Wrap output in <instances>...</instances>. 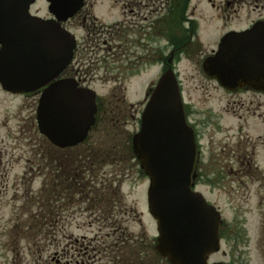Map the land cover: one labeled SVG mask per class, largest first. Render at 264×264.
Wrapping results in <instances>:
<instances>
[{
	"label": "water",
	"instance_id": "water-1",
	"mask_svg": "<svg viewBox=\"0 0 264 264\" xmlns=\"http://www.w3.org/2000/svg\"><path fill=\"white\" fill-rule=\"evenodd\" d=\"M53 18L31 13L36 0H0V83L12 93L45 88L37 120L42 134L59 147L82 143L95 125L96 92L74 79H59L71 63L77 40L63 22L84 0H47ZM204 68L232 89L264 90V22L229 34ZM133 152L149 177V212L159 232L157 252L171 264L210 263L221 247L220 211L193 189L197 143L188 123L178 79L169 69L158 81L134 134Z\"/></svg>",
	"mask_w": 264,
	"mask_h": 264
},
{
	"label": "rangeland",
	"instance_id": "rangeland-1",
	"mask_svg": "<svg viewBox=\"0 0 264 264\" xmlns=\"http://www.w3.org/2000/svg\"><path fill=\"white\" fill-rule=\"evenodd\" d=\"M89 1L92 2L93 0ZM32 11L42 16H50L46 0H38L32 6ZM93 11L106 24H112L125 18L120 8L116 7L112 0H98ZM204 11L208 12L206 9ZM209 14V18L216 24L214 16ZM246 21L247 19L235 20L232 23L244 24ZM202 25H204V36H206V29L208 33L213 30L212 27H206L204 21H202ZM69 26L79 40H84L86 28L79 20L73 21ZM119 65L114 69L108 62H101L97 66L96 73L97 76L106 78L99 79L100 83H96L95 89L99 93L100 102L104 103L103 108L111 102L114 104L121 103L120 97L124 93V88L126 89L127 103L139 104L134 109L126 108L123 111L125 120L122 118L121 122L126 121V124L122 133L125 136H130L140 128L139 118L142 112L140 107L142 102L140 101L144 99L150 83H154L159 77L160 70L158 66H150L144 69L139 77L129 78L125 66ZM177 66L185 102L198 118L213 119L214 117L209 118V109L215 110V108L224 106L229 101L234 106L235 102L240 104L241 101L247 100L248 102L253 98L249 95L232 96L218 87L216 88V83L205 75L201 63L186 60ZM116 78H118V82L114 81ZM114 87H116L117 94L112 98L111 93ZM263 101L264 98L261 102ZM38 102L39 95L12 96L0 87V137L5 138V141L1 143L2 146L0 145V151L2 150L7 174L6 182L0 180V264H46L55 251L56 245L52 243V237L50 235L48 237V233L52 232L49 215L50 204L47 202V195L42 194L41 191L45 183L50 181V175H48L49 170L40 166L39 160L40 149L45 145V141L36 122ZM250 106L258 109V112L264 115V106L259 108L257 102ZM246 109L247 107L242 110H235L238 114H245ZM32 116L33 125L30 124ZM230 119L235 123H231ZM237 120V118L226 116L222 123L226 127H233L237 130ZM256 121L258 130H246L247 135L253 139L264 133L262 120L256 119ZM21 128L27 133L24 138H20L19 131ZM16 137L17 139H14ZM117 140L121 142L123 138L119 135L105 137L102 133H95L92 142L95 145H98L99 142L111 145ZM126 154L128 152L123 149L122 155L115 163L106 165L96 177L92 178L88 175V179H93L95 183L92 185L97 186L96 188L100 190L117 189L116 186L121 185L122 192L118 195L112 191L100 195L104 205L108 208L104 209L103 206L99 205L100 210L91 196H86V199H90L89 202L88 200L82 202L78 196L72 203L67 202V200L62 202L63 211L60 212V222L55 226L58 232L99 238L97 243L91 239L89 264H97L101 256L104 260L108 259L111 253L115 252L111 251L116 245V239L120 233H123L122 230L138 236L146 232L149 239L157 231L156 223L148 210L147 191L149 182L139 172L138 161L135 158L131 161ZM261 156L264 157L263 154ZM261 161L264 163V159L261 158ZM30 171L33 173L32 186L30 185ZM0 172V175L5 174L4 167L1 168ZM200 189L210 200L217 201L227 221L231 224V229L239 231L238 239L234 240V247L232 246L234 257L232 254L226 257L220 253L216 259H233L234 264H264V225H262L264 203L259 204L260 197L255 191L257 189L260 195H264V187L260 188L259 182L256 181L249 189H240L239 192H237L236 186L232 189L228 183H226L225 194L223 188L211 192L210 187L202 185ZM100 190L98 191L100 192ZM113 232L116 234L113 235ZM60 241L66 243L64 238ZM97 246L107 247V251L99 252L97 250L93 252L92 250ZM223 250L230 252L225 242L223 243ZM96 253L100 255L95 257ZM104 260L103 263H105Z\"/></svg>",
	"mask_w": 264,
	"mask_h": 264
},
{
	"label": "flooded vegetation",
	"instance_id": "flooded-vegetation-1",
	"mask_svg": "<svg viewBox=\"0 0 264 264\" xmlns=\"http://www.w3.org/2000/svg\"><path fill=\"white\" fill-rule=\"evenodd\" d=\"M112 1L122 11L124 19L106 24L93 11L98 0L92 2L85 0V7L74 18L65 23V26L71 29L70 23L79 20L86 28V35L82 40L84 42L78 39L73 63L64 71L63 78H72L77 80L82 87L94 88L99 79L106 78L99 77L96 73L97 66L101 62H108L114 69L118 64H120L119 66L124 65L129 78L138 75L150 65L158 66L160 75L170 67L178 75L177 65L182 61L187 60L203 64L205 60L214 55L229 32L249 30L258 21H264V0ZM203 8L208 12H205ZM209 13L216 19V24L209 18ZM245 19L247 21L244 24L232 23L235 20L243 21ZM202 21L205 22L206 27L213 29L210 33L206 29V36L203 34L204 25H202ZM210 80L216 83V88L218 87L232 96L249 95L253 98L248 102L247 100L241 101L240 104L235 102L234 106L229 101L224 106L215 108V110L209 109V118L214 117L213 119L198 118L190 108L188 109L198 143L195 189L201 191L200 186L205 185L211 188V192L223 188L225 194L226 183L232 189L236 186V190L239 192L240 189H249L256 181L259 182L260 188L264 187V163L261 161V158L264 159L261 156L264 155V133L259 134L256 139L246 133L247 129L258 130L257 121L259 120L256 121V119L262 120L264 125V115L258 112V109L250 106L255 102L259 108L264 106V101L261 102L264 98V90H257L251 86L229 90L216 79L210 78ZM114 81L118 82V78ZM123 91L122 104H110L104 110L105 113L111 115L116 112L119 118L122 117L119 112H122L123 108H127L125 103L126 89L124 88ZM6 93L12 96H33V93L24 95ZM246 104L248 105L246 106ZM143 106L144 104H141L140 107ZM246 107L245 114H238L235 110H242ZM226 116L238 119L237 130L233 127L224 126L222 120ZM229 121L235 123L231 119ZM30 124L33 125V116ZM19 132L20 138L27 136L23 128ZM4 139V137H0V145L5 141ZM0 164V170L3 167L5 170V174L0 175V180L6 182L7 174L2 150L0 151ZM48 175H50L51 181L47 186L50 203V228L52 229V232L48 233V237L49 235L52 237V243L56 246L46 264H89L91 239L97 243L99 238H88L86 235L75 236L74 233H61L56 230L55 226L60 222V212L63 211L62 202L67 200V202L72 203L76 196L80 197L82 202L85 200L89 202L88 197H98V192H93L90 187L85 192V187L76 186L75 189L72 185L58 183L60 178L63 180L69 178L68 171L65 169L59 170L51 166ZM29 176L32 186V171L29 172ZM255 191L260 197L259 204L262 205L264 195H260L257 189ZM207 199L221 209L217 201H212L208 197ZM231 201L234 203L233 200ZM94 203L100 208L99 199H94ZM262 225H264V221ZM122 232L116 239V245L111 251L115 252L111 253L110 257L105 260L101 256L97 264L167 263L158 254H155V237L149 239L146 232L139 236L134 233H127L125 230ZM113 233V235L116 234V232ZM237 234L239 231L232 230L228 221L222 224V240L227 243L231 252L222 250L224 256L233 255L232 248L235 244L234 240L238 239ZM63 238L66 243L60 241ZM97 250L99 252L105 250L106 252L107 247L97 246L92 251L96 252ZM98 255L100 254L96 253L95 257ZM217 260L225 259L219 258ZM225 261L234 264L233 259Z\"/></svg>",
	"mask_w": 264,
	"mask_h": 264
},
{
	"label": "trees",
	"instance_id": "trees-1",
	"mask_svg": "<svg viewBox=\"0 0 264 264\" xmlns=\"http://www.w3.org/2000/svg\"><path fill=\"white\" fill-rule=\"evenodd\" d=\"M122 129L119 116H117L116 112L111 115L108 113H102L98 116L96 126L89 139L81 146L62 150L54 147L44 137H42L44 138L45 145L40 149L39 153V160L41 162L40 166L45 169L52 166L59 170H67L69 180H63L60 178L58 181L60 184L67 183L72 185L75 189L77 188L76 186L82 187L83 185H89L92 181L86 180L87 174L95 176L97 172L103 169L106 165L115 163L122 155L123 149L127 151L128 143H130L129 137L122 133ZM95 133H102L105 137L119 135L123 138V141L120 142L117 140L111 145H105L104 143L99 142L98 145H95L94 142H92ZM83 148L85 149L83 150ZM47 184L48 182L42 190V194H46L48 198L49 190L46 188ZM93 184L95 183L93 182ZM96 199H99L101 206L108 208L104 205V201L101 197ZM111 203L112 201L110 202V206ZM45 224L47 223L45 222Z\"/></svg>",
	"mask_w": 264,
	"mask_h": 264
}]
</instances>
